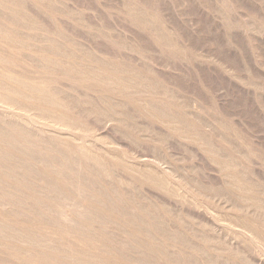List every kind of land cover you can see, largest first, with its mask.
Segmentation results:
<instances>
[{"label": "bare ground", "instance_id": "bare-ground-1", "mask_svg": "<svg viewBox=\"0 0 264 264\" xmlns=\"http://www.w3.org/2000/svg\"><path fill=\"white\" fill-rule=\"evenodd\" d=\"M124 2L128 5L127 11L132 13L129 16L135 28L148 36L146 42L152 41L151 44L164 51L167 48L185 51L184 46L176 42H181L180 33L168 28L162 13L153 7L155 0L153 6L151 2L142 5L138 0ZM26 3L45 13L48 7L43 8V3L51 6L61 1L0 0V41L9 54L0 58V264H250L253 261L247 259L248 250L262 259L264 223L253 214L258 217L264 214V183L248 170L246 159L254 154L244 141L209 110L189 113L180 108L176 110L180 100L176 91L180 89L177 85H181L178 81V88H171L142 71L137 63L133 65L135 62L123 66L127 64L123 62L126 55L123 60L121 53L123 65L117 58L112 60L96 51L91 50L89 54V48L86 53L82 46L86 51L83 53L74 48L66 36L50 30V33L45 32V24L33 16V9L28 12ZM237 6L231 0H214L213 14L220 20L225 34L229 36L233 30H243L250 38L263 36L264 16L258 18L254 13L256 17L252 14L234 19L232 14L240 9ZM29 29L42 30L46 38V42L43 39L41 42L47 51L32 59L43 69L36 77L19 74L11 67L13 63L25 62L19 51L29 44L31 37L24 34ZM106 34L109 38L114 35ZM131 39L133 42L127 41L129 50L138 55L146 52L144 46L148 43L142 47V43L134 42L137 38ZM56 72L72 80L71 89L57 87L50 75ZM73 85L96 88L107 97H99L97 101L84 98L73 91ZM124 93L141 96L130 98L124 104L111 102L110 98ZM149 96L154 99L142 100ZM195 102L191 100L190 104ZM81 115L109 120L114 134H122L132 141L146 138L156 143L175 140L194 144L219 168L222 176L221 184L214 186L218 188L195 185L199 190L197 196L210 198L209 195H213L219 200L222 198L221 201L225 198L222 202L228 208L218 215L225 226L238 229L234 238L242 244L241 249L238 244L234 246V242L232 249L227 235L224 241L231 247L221 242L212 224V230H205L200 222L195 224L181 211L174 212L173 207L164 203L165 199L156 202L143 197L142 189L151 188L178 197L182 204L187 203L193 209L203 206L207 212H213L195 195L178 194L179 188L162 173L124 163L122 156L121 159L114 154L100 156L83 144L75 143L77 139L70 132L87 128L85 122H81ZM141 123L159 124L167 130L164 129L163 134L154 133L150 131L152 126L149 130L148 124L142 126ZM204 127L207 131L202 130ZM118 170L126 176L116 175ZM181 171V176L193 184V177L186 170Z\"/></svg>", "mask_w": 264, "mask_h": 264}, {"label": "rangeland", "instance_id": "rangeland-1", "mask_svg": "<svg viewBox=\"0 0 264 264\" xmlns=\"http://www.w3.org/2000/svg\"><path fill=\"white\" fill-rule=\"evenodd\" d=\"M60 1L61 3H54V5L51 4V6L50 3H43L45 6L44 7L42 5L43 8L47 9L48 7V10H45L47 11L45 12L46 14L37 11V9L30 3H26V6L29 7L27 9L28 12H30V8L33 9L31 10V12L33 11V16H37V18L41 20V23L43 25L45 24V32H54L59 36H66L69 40L68 42L73 44L72 46L74 48L81 49L83 53L86 51V53H88V50H90L89 54L91 53V50L96 51L99 52L98 55H104L103 57L113 58L112 60L117 58V62L121 65L128 62L130 66L131 63L133 64V62H135L133 65H136L137 63L138 65L136 66H140L139 68H142V71L145 70L144 72H147L149 75L155 77L159 82L162 80V84L170 85L169 87L171 88L179 87L182 89H176L179 93L178 95H180V100H178L179 102L175 107L176 110L177 108H180L182 112L189 113L191 111L199 112L200 110L205 109L209 110L212 114L218 116L219 118L221 117V119H223L231 128L234 135L239 136L241 141L243 140L246 144L245 146L249 147L251 152L254 154L250 156L249 159H246V165L248 166V170L253 173V176L256 175L254 178L257 177V179L259 178L260 181H263L264 183V35L250 38V36L244 34L243 30H233L234 33H230L229 37V33L225 34V31L220 24V20H218L215 14H213L214 0H155L156 3L154 0H138L141 4H144L145 2V5H149V2H151L150 4L154 2L153 4H155V6H153V4L152 6L158 9L160 14L162 13L161 16L163 15L162 18L165 20V23H168V25L166 24L168 28L171 27V29L173 28L176 30L178 34L180 33L178 39L181 40L182 43L176 41L178 46H184L183 49H185V51L188 50L187 52H183L181 49L179 51V49L168 50L167 48L164 51V49L161 50L151 44L152 41H150V44L146 42L149 41L148 36H146L145 33H143V36L142 31H140L137 27V29L135 28V23L133 19L130 18L131 16H129L132 13L127 11L128 5L124 2V0ZM232 1L240 6V9L237 6V11L232 14L234 15L232 16L234 19L240 18L241 15L253 14L252 16L255 17L258 15V18L264 16V0H231V2ZM205 2L207 4H205ZM64 8H66V10ZM241 8L243 9L241 10ZM72 11H74V13ZM254 13L257 14L255 15ZM98 28L102 29V32H100ZM94 29L95 31H93ZM106 31L108 34L110 33V36L112 34L114 35L109 38L107 37L108 35L106 34ZM41 32L43 33L42 30H25V36L28 37L29 35L31 38L32 36L34 38H32V40H30V37V39L28 38L29 44L26 46L28 49L25 47L19 51L21 53V57L25 59V62H16L11 66L17 73L30 77L40 76L43 73L42 66L39 64L36 65L35 62H33L36 54L45 53L46 48L44 42H46V38L45 35L43 36L44 33L42 34ZM224 34L226 38L229 37L233 40L228 43L226 40L229 38L226 39ZM39 35L43 38L39 37ZM135 36L137 40L141 39L137 41ZM129 38H133L131 40H136L134 42L140 43V45L142 43V47L148 43V45L144 46L146 52H143V55H138V53L136 54V52L129 50L127 48V41L129 40V43L133 42L130 41ZM145 38L146 40L144 41ZM38 39L40 42H36L39 41ZM42 39L44 42H41ZM142 39L143 42H141ZM31 43L34 46H32ZM123 44L127 46L124 47L125 45ZM82 46L86 49L85 52V49ZM188 46L191 48L189 49ZM229 46L231 47L229 48ZM4 47V42L0 41V58L9 57V54ZM167 50L168 52H166ZM169 51L170 53L171 51L172 53L175 51L177 54H170ZM179 52L182 53L179 54ZM119 53H121L120 57H123V60L126 58L125 61L121 60ZM113 55L116 56L114 57ZM124 55H126L125 58ZM134 56L137 57V59ZM129 59H131V62ZM122 61L124 63H122ZM128 63L123 66L128 67ZM50 75L56 80L58 88L62 89L63 87L65 89V86H67V88L71 89V79H65L60 72ZM176 81H178L177 83L181 85H177V87ZM173 82H175V85H173ZM171 84L173 86H171ZM207 85L210 86L208 87ZM73 87V91L75 93L82 94L84 98H89L93 101H97V99L102 96L107 97V94H104L96 88H79L74 85ZM140 96L141 95L138 94L124 93L116 94L110 99L111 102L124 104L130 98L137 99ZM152 99H154V97L149 96L146 99L143 98L142 100L150 101ZM191 100L196 102L194 104H190ZM84 116L86 118H84ZM80 119L81 122H85L84 125L86 124L85 127L87 128L70 132V134L75 135L74 138L77 139V142L75 143L79 145L83 144L86 149H90V151H94V153H97L100 156L104 153L109 155L112 154L111 156L114 154L116 157L120 156V159L122 156L124 159L121 160H126L124 163L138 166L141 169L151 171L153 169V171L156 170L155 172L162 173L169 181L173 182L175 187L179 188L178 194H185L190 197H194L195 195L196 198L201 200L204 206H207L213 212H207V210L203 209V206L199 208L200 210L196 208L193 209V207L191 208V206L189 207V205H186L187 203L182 204L180 198L173 196L170 197L169 194H161L160 191L157 190V192L153 189L152 191L151 188L145 187L143 188L145 190L142 189L143 197L154 201L156 200V202L159 200V202H161V200L164 202L166 200L164 203L168 205L169 208L173 207L171 210L174 209V212L181 211L185 217L189 218L195 224L200 222L199 225H204L205 228L204 226L203 228L205 230H212V224V227L216 229L214 232L217 233L220 231L218 234L215 233V235L217 237L220 236L221 242L223 241L230 247L232 245V249L234 242V246L235 244H238L239 249H241L240 245L242 244L239 240L237 241L236 237V239L234 238V234L238 229L234 226H225L218 215L220 211L228 208V205L222 202L225 198L221 201L222 198L219 200V197L213 195H209V197L211 196L210 198H207L208 195H205L206 198H201L203 196L200 195L197 196V186L200 184H202V186L207 185L208 187H214L215 185L219 186L218 184H221L220 180L222 179V176L219 168L215 166V164H213L206 155L198 151L194 144L189 142H182V144L181 141L179 142L175 140H169L170 142L167 143H156L150 140H145L146 138H139L138 141H132L131 139L129 140V138H125L122 134H114L112 131L113 123H110L109 120L104 121L102 119L103 121H101V117L87 115H81ZM141 124L142 126H145V124L148 123ZM151 126L153 130H150L152 129ZM146 127H148L151 132L153 131L156 133L157 131L160 134H163V132L165 133V130H167L159 124H148ZM207 129V127H204L202 130L207 131ZM67 137L69 138L70 135ZM72 142L74 143L73 140ZM105 154L103 156H107ZM173 170H176V175L173 173ZM181 170H184V173L187 171L186 173L190 175L191 178L193 177V180H191L193 184L189 182L190 180H186L181 176L183 172ZM117 173L121 176L123 174V178L126 176L122 170L120 172L118 170L115 174L118 175ZM179 176H181L186 182ZM218 181L219 183H217ZM195 185L197 186L195 187ZM253 215V217L259 218V220L264 223V214L259 215V217L257 214ZM224 226L227 227V229ZM229 234L232 235V237ZM224 236L227 237V242L231 245L224 241V239L227 240ZM230 238L232 239L230 240ZM230 241H232V243ZM247 252H249V255L247 253L249 256L247 259H250L249 262L253 261L250 264H264V257L261 259L249 250Z\"/></svg>", "mask_w": 264, "mask_h": 264}]
</instances>
